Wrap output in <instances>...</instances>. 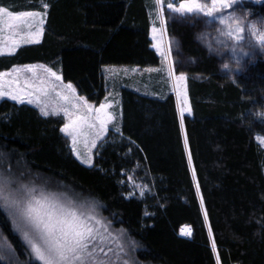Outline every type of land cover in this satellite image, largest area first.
I'll use <instances>...</instances> for the list:
<instances>
[{"label":"trees","instance_id":"1","mask_svg":"<svg viewBox=\"0 0 264 264\" xmlns=\"http://www.w3.org/2000/svg\"><path fill=\"white\" fill-rule=\"evenodd\" d=\"M41 4L42 40L0 55V74L44 63L98 105L109 92L105 67L161 64L150 34L156 0H0L12 11ZM253 8L264 18V2ZM175 33L194 60L187 66L192 113L183 125L172 92L121 88V129L108 133L94 165L85 166L62 131V115L3 99L0 171L98 201L105 219L139 245V264H264V58L229 76L196 41L193 26H175ZM185 226L191 236L181 234ZM0 233L15 250L0 264H36L2 207Z\"/></svg>","mask_w":264,"mask_h":264},{"label":"rangeland","instance_id":"2","mask_svg":"<svg viewBox=\"0 0 264 264\" xmlns=\"http://www.w3.org/2000/svg\"><path fill=\"white\" fill-rule=\"evenodd\" d=\"M171 1V0H170ZM183 2L171 1L175 7H178L179 4ZM199 3L206 4L208 7H211V0H199ZM263 3V2H260ZM157 6L150 11L151 16V38L153 41V47L157 51L158 55L161 58V64L156 67L149 68H140V67H131V66H107L104 71L108 80L109 92L101 104L95 105L88 102L84 97L80 96L75 89L73 94L70 89L67 88V83L63 80L62 74L56 70L52 69L44 63H35L27 65H16L12 67L10 71L3 72L5 74L0 80V91L8 93L14 91L16 88L15 84H10V81L15 78L19 82V87L25 88L27 91H35L36 87H40V81H44L43 87L46 90V94H40V101L47 105L49 115H62L65 118V124L69 123V118L65 115V109L67 112L72 113V119H75L78 115H88L84 103L79 99L83 98L87 101L88 105L93 106V111L91 115L95 117L98 115L96 109L100 108L103 104L105 108L103 112L99 113L100 116L105 114H111L114 119L111 120L107 125V132L104 133L103 138L97 140L96 146H91V140L95 139V129L84 126L81 128L80 133L77 135L76 143L73 144L72 136L68 133H63L67 136L70 141V145L75 157L85 166H93L95 159V151L100 144V142L110 133L111 131H116V128L121 129L122 126V101H121V88H129L136 92H139L144 95L156 96L159 97L163 95L166 91L172 92L175 95L177 101L178 113L181 119L180 108L184 107L185 115L191 114L187 111L188 106L190 105L188 87H187V97L188 103L182 104L181 98L176 95L175 86L173 80L169 79L166 70L168 65L171 63L176 74H185L187 77V69L190 63H193L190 57H188L182 49L181 41L177 34L175 33V26L188 25L194 27V36L199 45L207 52L208 55L216 58L220 71L229 76H236L240 69L246 64L255 62L261 58H264V50H262L259 45H256L254 48L247 47L248 40H253L251 34L248 32L247 23L256 21L257 27L262 28L259 21L262 19L258 13L255 12L253 6L259 4L255 0H242L241 3H235L234 7L219 13H214L212 17H207L199 12L182 15L176 13L167 8V4L160 0V3H157ZM41 4L39 8L26 10V11H35L40 12L41 16L38 19L44 21L42 25V33L36 37H32V42L29 41V32H36L39 26H34L29 29L27 26H21L19 29H8L3 27L0 29V48H2V54L0 55H9L15 53L19 47L29 44H36L42 40L44 26L47 18V7L45 8ZM3 7V6H0ZM10 9V8H9ZM11 10V9H10ZM235 14L236 16L244 19L245 23V41L242 45H237L235 40L229 39L224 35V32L227 30L223 24L219 22L220 16H226L228 14ZM156 28V33L152 32V28ZM264 31V28H262ZM10 37L14 38L17 41V46L15 50H12L10 47L11 40ZM253 43L255 41L253 40ZM156 45H159L158 47ZM170 45V47H169ZM243 47L244 52H247L248 55H243L238 49ZM233 49H237L233 51ZM240 61L237 64V61ZM182 62V63H181ZM32 65L36 66V76L33 77L32 73L26 72L25 69L27 66ZM224 65H228L225 67ZM47 69H51L56 72L59 76L62 77V81H56L50 75L46 73ZM27 79L33 84L32 89H28L24 84V80ZM188 81V79H187ZM188 84V83H187ZM55 86V87H53ZM68 96L69 100L65 101L62 97ZM11 99L10 95L0 96V100ZM30 99H33L32 96H25L24 102L30 104L40 111V106L37 102H29ZM20 103L17 100H13ZM191 107V105H190ZM41 112V111H40ZM57 112L58 114H53ZM42 114V113H41ZM48 116V115H47ZM99 124V121H95ZM183 125V122H181ZM64 124V125H65ZM63 125V127H64ZM62 127V129H63ZM183 137L186 143V134L184 126L182 127ZM118 132V131H116ZM258 140L264 146V137L258 136ZM186 145V144H185ZM187 148V145H186ZM188 151V148H187ZM189 159V154H188ZM84 161H90L85 163ZM190 161V159H189ZM191 170L192 166H191ZM16 175L17 173L14 172ZM193 173V171H192ZM32 179H40L39 177H34L30 175ZM41 180V179H40ZM43 181V180H42ZM30 183V182H29ZM196 183V182H195ZM33 186L37 188H43L46 191L57 193L67 199L73 200L80 210L86 212L90 215H94L98 220H100L104 225L107 226V230L115 236H119V243L123 244V253L121 255V261H126L127 264H139V262L134 257V254L139 250V245L129 237V234L124 229H118L112 225L101 211V204L90 197H81L79 194L70 192V189L59 187L57 189L47 188V183L45 184L46 188L43 186L42 182L32 183ZM136 189V188H135ZM139 189L140 193L143 192V189ZM189 232V227L185 226L181 229V234L183 236H188L185 233ZM24 243V242H23ZM25 245V244H24ZM26 247V246H25ZM27 250V248H26ZM28 253V250H27ZM7 259H11L10 253H0V256H4ZM32 261L36 264H39L38 261H35L30 257Z\"/></svg>","mask_w":264,"mask_h":264},{"label":"snow or ice","instance_id":"3","mask_svg":"<svg viewBox=\"0 0 264 264\" xmlns=\"http://www.w3.org/2000/svg\"><path fill=\"white\" fill-rule=\"evenodd\" d=\"M241 2L242 0H211V7H208L206 4L199 3V0H183L178 7H175L173 3H168L167 8L182 15L199 12L204 16L212 17L214 13L231 9L235 3ZM255 2L260 3L264 0H255ZM157 3L159 4L160 0H157ZM43 6L47 7V5ZM40 16V12L12 11L7 7H0V29L3 27L19 29L21 26L31 29L34 26H39L36 32L28 33V42H32L31 38L38 37L43 30L44 21L38 19ZM219 22L227 29L224 32L226 37L235 40L237 45L243 44L246 23L244 19L233 13L220 16ZM259 23L264 28V18ZM262 28L257 27L256 21L247 23L248 32L255 41L253 43V40H248L247 47L254 48L259 45L264 50ZM156 31V28L153 27L152 32L156 33ZM9 39L11 40V49L15 50L17 41L12 37ZM236 50L233 49V51ZM238 50L243 55H248L247 52H244L243 47H239ZM0 54H2V48H0ZM239 63L238 60L237 64ZM25 71L32 73L33 77L36 76V66L29 65ZM46 73L56 81H62V77L51 69H47ZM166 74L169 79L173 80L176 95L181 98V103L187 104L188 77L185 74H176L171 63L167 67ZM4 75L0 74V80ZM10 84L16 85L15 90L8 93L0 91V96L10 95L11 99L20 103L24 102L25 96H32L33 99H30L29 102H37L42 115H49L47 105L40 101V94H46L43 80L40 81L41 86L36 87L34 92L19 87V82L15 78L10 81ZM24 84L28 89L33 88V84L27 79L24 80ZM67 88L73 94L75 93L71 84H68ZM62 98L65 101L69 100L68 96ZM79 99L84 103L88 115H78L72 119V113L65 109L69 123L64 125L62 131L72 136L73 144H75L81 128L84 126L93 128L95 129V139L91 140V146L95 147L97 140L102 139L104 133L107 132V125L114 117L111 114H105L103 117L99 115L105 108L103 104L96 109L98 115L93 117L91 115L93 106L88 105L82 97ZM187 111L191 112L190 105ZM184 112L185 108L181 107V122H183ZM53 114L58 113L54 112ZM95 121H99V124ZM116 131L119 129L116 128ZM84 162L89 163L90 161ZM0 207L3 208L5 219L11 223L12 231L18 234L24 242L28 255L39 264H127L126 261H121L124 246L119 243V236L109 232L107 226L94 215L81 211V206H78L73 200L43 188H37L31 182L25 183L22 176L16 175L7 167L0 171ZM205 216H207V212H205ZM185 234L190 235L191 233L189 231ZM213 247H215L214 242ZM0 253L15 255V250L8 244L7 238L2 233H0Z\"/></svg>","mask_w":264,"mask_h":264},{"label":"crops","instance_id":"4","mask_svg":"<svg viewBox=\"0 0 264 264\" xmlns=\"http://www.w3.org/2000/svg\"><path fill=\"white\" fill-rule=\"evenodd\" d=\"M171 1H174V2H175L176 0H171ZM22 11H26V10H22ZM19 48H20V47H19ZM19 48H18V49H19ZM10 100H13V99H10Z\"/></svg>","mask_w":264,"mask_h":264}]
</instances>
